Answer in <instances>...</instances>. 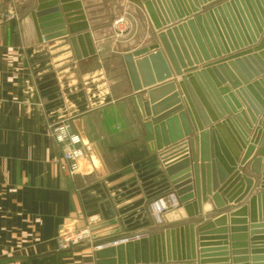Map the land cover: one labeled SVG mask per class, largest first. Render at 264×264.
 Here are the masks:
<instances>
[{"label": "crops", "instance_id": "obj_1", "mask_svg": "<svg viewBox=\"0 0 264 264\" xmlns=\"http://www.w3.org/2000/svg\"><path fill=\"white\" fill-rule=\"evenodd\" d=\"M37 1L0 0V264H264V227L251 228L253 222L264 224V216L253 217L249 208L239 213L251 195L263 190L257 177L234 208L217 209L210 198L202 202L204 215L193 220L196 259L155 261L177 252L176 225L192 218L178 200L172 205L166 163L144 140L131 102L134 92L123 54L147 44L151 22L130 0H73L65 4L81 2L82 7L62 10L67 34L47 38L35 14ZM176 8L185 13L178 22L195 15L186 14L188 4L181 0H176ZM232 11L236 33L225 11L220 19L212 18L226 54L235 51L237 36L254 32L253 22L259 19L249 14L250 20L240 0ZM10 14L18 17L9 19ZM85 32L95 52L85 55L77 40L78 56L71 39ZM174 79L182 92L180 77ZM64 123L79 143L56 138L53 128ZM228 131L230 142L221 136L220 154L227 164L230 156L235 158L248 175L246 165L256 149L242 165L243 141L237 132ZM259 138L257 146L264 142V126ZM74 146L83 154L80 172L70 176L61 170L60 158ZM156 200L167 206L160 220L151 207ZM105 202H111L113 218L103 215ZM94 213L101 220L92 238L61 250V229L85 226ZM222 213L227 214L225 223L199 232V226ZM185 225L180 227L183 255L191 249ZM136 232L146 233L109 241ZM101 243L102 248L94 247ZM143 258L149 262L143 263Z\"/></svg>", "mask_w": 264, "mask_h": 264}, {"label": "water", "instance_id": "obj_2", "mask_svg": "<svg viewBox=\"0 0 264 264\" xmlns=\"http://www.w3.org/2000/svg\"><path fill=\"white\" fill-rule=\"evenodd\" d=\"M68 1L73 0L37 1L35 14L47 38L67 34L62 10L67 12L82 7L81 2L67 6ZM130 1L145 11L152 25L148 30L147 44L123 54L134 92L131 102L144 140L166 163V172L172 182L170 193L185 206L192 218L191 222L176 225L177 252L172 254L169 251L155 261L194 260L197 249L193 220L204 215L203 201L210 198L217 209L227 205L234 208V203L248 195L253 178L257 177L263 190L251 195L239 213H246L249 208L253 217L256 214L264 216V142L256 145L260 140L261 126H264V0H240L248 15L259 19L253 22L254 32L237 36L239 39L235 44L238 46L233 47L235 51L230 54H226L212 18L217 16L220 19V12L225 11L235 30L232 10L238 0H181L188 4L186 14H195L183 22H178L185 13L176 12V0ZM249 18L251 20L250 15ZM71 40L78 56L81 55L79 45L85 55L95 52L89 32ZM199 63H202L201 68ZM176 75L181 79L182 92L174 79ZM216 94L218 98L214 96ZM255 124L258 125L256 128ZM225 130L231 134L237 132L243 141L245 155L240 160L242 165L256 149L254 158L248 166L245 164L250 174H243L235 158L229 157L230 164L223 160L219 151L221 136L230 142ZM251 133L254 138L249 146ZM101 209L105 218L115 216L111 202H105ZM226 220L227 214L222 213L221 217L204 223L198 230H209ZM260 222H253L251 228L264 227ZM183 224H186V230H190L187 241L191 249L185 255L181 251L180 239ZM144 233L118 236L109 241ZM146 240L143 238L141 242ZM148 262V258H143V263Z\"/></svg>", "mask_w": 264, "mask_h": 264}, {"label": "built area", "instance_id": "obj_3", "mask_svg": "<svg viewBox=\"0 0 264 264\" xmlns=\"http://www.w3.org/2000/svg\"><path fill=\"white\" fill-rule=\"evenodd\" d=\"M9 19L18 17L17 14H10L7 16ZM118 19L117 21H120ZM53 134L60 141L65 140L66 138L69 140L71 144H77L80 142V139L77 136L71 135L70 125L68 123L61 124L53 128ZM83 154V150L80 147L74 146L66 149L61 158H60V167L61 170L67 173L70 176H74L78 172H80V164L79 158ZM171 203L172 205L177 204L176 196L171 195ZM152 210L156 213L157 218L160 220V214L164 211L167 206L164 202L160 200H156L151 203ZM101 220V216L98 213L91 214L88 217L87 224L82 227H75L72 225H67L63 227L57 237V242L59 248L61 250L72 249L86 240H90L92 238V231L95 225ZM123 240V239H121ZM119 240L112 241L116 243ZM105 243L95 244V248H102Z\"/></svg>", "mask_w": 264, "mask_h": 264}]
</instances>
